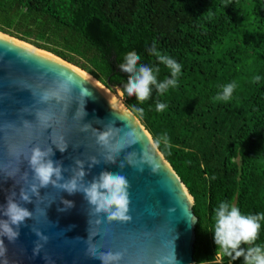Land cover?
I'll return each instance as SVG.
<instances>
[{
	"label": "trees",
	"instance_id": "obj_1",
	"mask_svg": "<svg viewBox=\"0 0 264 264\" xmlns=\"http://www.w3.org/2000/svg\"><path fill=\"white\" fill-rule=\"evenodd\" d=\"M0 31L118 88L153 140L166 134L170 146L158 149L194 200V264H243L215 245L212 217L221 201L264 212V0H0ZM153 41L181 73L176 88L158 96L153 87L141 104L118 65L136 51L160 69L158 81L170 77L147 51ZM233 82L231 99L215 100ZM255 243L264 244V221Z\"/></svg>",
	"mask_w": 264,
	"mask_h": 264
},
{
	"label": "water",
	"instance_id": "obj_2",
	"mask_svg": "<svg viewBox=\"0 0 264 264\" xmlns=\"http://www.w3.org/2000/svg\"><path fill=\"white\" fill-rule=\"evenodd\" d=\"M57 71L73 75L80 85L60 102L38 103L39 94L54 87ZM80 87L91 93L85 97L86 115L82 118V112L78 111L83 103ZM104 88L110 92L76 65L0 31V206L6 205L13 192L20 202V189L27 188L32 175L25 155L39 145L42 149L52 148L50 159L67 169L62 172L65 179L71 177L76 159L85 161V181H91L102 171L125 175L130 184L128 215L132 217L130 222H107L106 214H92L83 193L69 195L51 185L41 188L40 199L32 197L31 203L20 202L33 212V219H26L20 226L15 243L0 237L7 248L6 254L0 256V264H101L99 259L86 254L89 243L97 245L99 251L122 252L119 264H157L158 261L163 264L162 258L172 255L173 244L178 264L195 263L194 200L161 151L158 148L153 151L160 164L158 173H152L148 165L138 172L125 161L128 153L135 151L139 155L141 143L123 149L115 163L104 162L107 153L97 144L96 136L97 131L106 127L119 129L117 137L132 128L144 143L151 145L154 141L122 102V92L115 88L110 95ZM40 109L51 114L47 124L36 119L35 113ZM62 141L68 144L64 152L53 144ZM92 156L100 163L89 168L87 158ZM121 162L125 163L123 169L119 167ZM62 199L72 201L74 206L58 211L64 208ZM36 209L45 210L46 216ZM97 220L101 222L97 224ZM32 227L49 237L47 243L41 242L43 247L36 255L33 248L38 237L31 231Z\"/></svg>",
	"mask_w": 264,
	"mask_h": 264
},
{
	"label": "clouds",
	"instance_id": "obj_3",
	"mask_svg": "<svg viewBox=\"0 0 264 264\" xmlns=\"http://www.w3.org/2000/svg\"><path fill=\"white\" fill-rule=\"evenodd\" d=\"M149 55L154 56L156 60L166 66L170 72V77H165L162 81L157 80V73L159 68H153L149 65L141 64V56L136 51H129L125 53L123 62L118 65L120 71L128 74V80L124 85V91L128 97L135 96L136 100L143 104L149 99L153 87L157 95H163L168 92L170 88L178 86V77L181 73V65L167 54H161L157 50L156 42L147 48ZM56 80L54 87L43 90L37 102L40 104H49L52 101L60 102L71 94L74 87L79 86L73 75L65 71H57L55 73ZM259 80L257 76L255 78ZM236 88L235 82L226 84L222 87V93L215 97L217 101H229L232 93ZM79 95L83 99V103L78 109L82 112L81 118L86 115L84 112L85 97L91 96V93L83 88H79ZM156 110L162 112L167 108V104L157 102ZM134 111L143 116L144 110L140 107L134 106ZM37 121L47 124L51 119V114L46 109H40L36 113ZM25 123H29L25 121ZM90 127L89 124H85ZM85 130H87L85 128ZM116 128L106 127L104 131H97V144L105 149L107 155L104 158L106 163H115L116 157L120 152L136 143H141L142 149L139 155L133 151L125 156V161L128 165L135 168L138 172L144 171V165L150 166L152 173H158L160 169L159 162L155 159L153 151L159 148L163 143L165 147L170 146L167 135H163L154 139L151 145L144 143L143 138L137 135V132L128 128L122 135L118 134ZM55 144L59 151L64 152L68 144L62 141L61 144ZM53 155L51 147L41 148L39 145L33 146L25 155V160L31 169V182L28 183L27 188L21 187L19 192V201L23 203H31L32 197L40 199L41 188L52 186L60 191L67 192L69 195L75 193H83L84 199L91 208L92 214L99 216L106 214L107 222L119 221L130 222L132 217L129 213V181L127 177L120 173H112L102 171L97 177L91 181H85L86 172L84 170L85 161L76 159L75 167L71 169L72 175L65 179L62 175L63 169L59 161H53L50 157ZM88 167L100 163L96 157H88ZM124 162H121L119 167L123 169ZM27 177L28 173L25 172ZM11 177V176H9ZM16 193H11L7 198L6 205L0 206V216L6 219H0V237H6L10 243H15L19 237V228L26 219H33V212L23 207L20 202L16 200ZM64 208L58 211H65L73 207V202L63 200ZM40 215L46 216L43 209H36ZM174 211V209H170ZM213 233L215 245L222 251L223 255L236 260L243 257V264H264V244H256L261 229V222L264 221V212L256 214H242L239 207L231 205L229 202L221 201L216 208L213 209ZM101 221L97 220L99 224ZM31 231L38 237L33 248V255L40 252L43 243H47L49 237L44 235L39 229L32 227ZM75 239H80L76 237ZM43 242V243H41ZM86 243L89 240H85ZM173 244V241H172ZM242 244L252 245L247 249L241 247ZM7 248L4 240L0 239V256L6 254ZM86 254L93 259H99L101 264H119L123 257L122 252H103L98 250L97 245L89 243L86 249ZM163 264H178L174 254V244L172 255L162 258ZM157 264H161L158 261Z\"/></svg>",
	"mask_w": 264,
	"mask_h": 264
},
{
	"label": "bare ground",
	"instance_id": "obj_4",
	"mask_svg": "<svg viewBox=\"0 0 264 264\" xmlns=\"http://www.w3.org/2000/svg\"><path fill=\"white\" fill-rule=\"evenodd\" d=\"M104 89H105V88H104ZM105 90L111 95V93H110L111 91L109 92L107 89H105Z\"/></svg>",
	"mask_w": 264,
	"mask_h": 264
}]
</instances>
